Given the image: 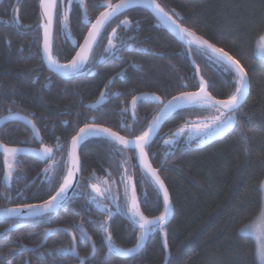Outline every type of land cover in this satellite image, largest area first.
I'll return each mask as SVG.
<instances>
[{"label": "trees", "instance_id": "16d2710c", "mask_svg": "<svg viewBox=\"0 0 264 264\" xmlns=\"http://www.w3.org/2000/svg\"><path fill=\"white\" fill-rule=\"evenodd\" d=\"M102 2L84 0V6L74 2L66 28L56 19L52 54L60 64L76 56L91 25L106 9ZM157 3L182 28L223 48L244 65L251 88L238 112L240 126L205 145L198 140L165 144L184 124L213 120L219 113L195 107L179 110L167 121L146 154L168 188L174 217L164 232L150 233L148 243L138 253L128 257L109 251L100 224L107 221L113 244L123 248L135 246L141 234L138 225L117 212L111 200L100 198L113 212L109 219L86 195H77L52 218L28 220L10 232L7 230L15 220L0 219V234H5L0 238V264L9 260L12 264H79L80 257L86 258L85 264H166L168 253L171 264H259L255 240L241 229L264 206V60L256 55L258 39L264 34V0ZM62 9L60 0L57 15L61 20ZM125 19L131 21L130 28L121 23ZM41 23L40 0H5L0 5V118L12 109L27 116L39 135L37 138L32 127L20 120L0 128V145L27 150L18 155L15 165L19 182L14 180L10 186L4 182L7 167L0 152V210L40 204L55 195L70 170L71 143L81 128L101 126L136 140L149 130L164 103L182 93L200 91L185 46L143 8L115 17L91 53L92 71L68 79L57 77L45 65ZM109 39L115 49L108 47ZM122 42L131 47L122 48ZM191 49L203 79L211 82L209 95L226 100L235 90L232 76L220 72L196 46ZM144 95L160 99L141 98L131 107L134 98ZM249 117L251 130L246 123ZM44 148L52 149L50 159L36 155ZM80 157L82 178L76 192L88 193L91 185L108 182L124 206L125 188L130 202L135 185L140 213L148 219L164 213L162 192L141 166L136 152H117L111 142L94 138L82 145ZM45 168L51 175L58 172L52 189L45 179ZM20 192L23 196L17 195ZM76 225H82L83 238ZM46 230L51 234L45 235ZM21 244L29 248L39 245V251L18 253L15 250ZM73 244L79 256L57 253L39 259L40 252Z\"/></svg>", "mask_w": 264, "mask_h": 264}, {"label": "snow or ice", "instance_id": "6c2138e0", "mask_svg": "<svg viewBox=\"0 0 264 264\" xmlns=\"http://www.w3.org/2000/svg\"><path fill=\"white\" fill-rule=\"evenodd\" d=\"M68 2L69 4H71L72 0H68ZM77 3L84 6V0H77ZM40 4L43 9L42 23L40 27H42L44 30V56L55 71L65 76L80 74L84 71L91 72L92 66L89 63L90 55L93 50V45L97 43V38L100 36L101 29L104 28L105 25L110 22L113 18L118 17L120 14L124 13L125 10L134 8L136 6H142L145 8L153 9L159 20L166 24L182 40H186L189 46L195 44L201 56L206 57L208 61H211L212 65L217 67L220 72L232 76V82L235 85L234 92L226 100H215L205 92L206 87L211 82L205 81L203 77H201L200 91L185 92L179 96L173 97V99L168 101L167 103H164L159 116L154 119L153 124L149 127V130L138 136L136 138V142L130 139H126L125 137L120 136L115 132H111L107 128L86 126L85 128L80 129L77 136L73 137V152L75 151L77 146L83 143L85 140H88L92 137H100L106 141L111 142V146L114 151L123 153L124 149H128L130 146L134 145L135 147H138L140 149L141 154H143L144 146L148 143L150 133L160 123L161 119L169 115L170 113L175 112L177 109L189 104L201 106L206 105L215 109L216 112L219 113V115L211 121V124H206L203 128L197 129V131L199 132H204L207 135H219L221 133H224L227 129L232 128L233 126H240L238 120V112L242 104L244 103L246 97L250 94L251 88V81L248 71H246L244 65L241 64L240 60L235 59L233 56L229 55V53L224 51L223 48H217L215 45L209 43L202 37L195 36V33L189 31L188 29L181 28L180 25L177 24L176 20H174L172 16L169 15V13L166 12L159 3H157V0H119V2L115 4H113L111 0H103L102 6L105 7L107 10L102 12L97 21L91 25V30L89 31L88 36L84 41V45L80 48V51L76 53V56L67 64H60L53 57L51 43L54 16H56V19L58 21H60L62 27L66 28L68 24V14L67 12H65L63 14V19L61 20L60 16L55 13L57 0H40ZM86 12L87 9L85 7V13ZM180 19L182 20L183 18L180 17ZM16 23L18 29L22 32L23 26H20L18 21ZM121 23L129 28L131 27V21L127 19L121 21ZM262 28H264V25H262ZM112 34L113 36H115V29L112 30ZM108 47L110 49L116 48V45L113 43L112 39H109ZM121 47H131V45L127 44L126 42H122ZM256 47L259 50L257 54L264 55V34L259 37ZM188 51H192L191 47H189ZM109 83H111V81H109ZM101 95L103 96L105 94L102 93ZM137 99L141 98H134L133 106H135ZM154 99L159 101L160 98L154 97ZM8 113V116L0 118V125H3L5 121L12 119L24 121L26 124L32 127L34 133L36 134V137L39 138L38 130L36 129L35 124L31 120H29L27 116L20 115L18 112L13 113L12 109H8ZM246 123L249 125V130H251L252 122L250 117L248 118ZM182 131L183 129L178 130V132ZM165 143H172V141H165ZM57 147H59V145ZM0 151L4 153L5 164L7 167V170L4 175V182L6 186H10L14 180L16 182H19L20 176L15 174V165L19 163L17 159L18 155L23 153L24 149L0 145ZM51 153V148H44L42 151L37 152L36 155L41 158L50 159ZM73 166H76V162H73ZM150 170L152 171V174L155 177V181L158 187L160 189H163L164 213L159 217H156L155 219H148L137 210L138 205L134 191L129 202L127 187L125 188L124 194V206H121L117 202L118 198L112 193L111 188H105L103 191H101V189L96 185H91V191L88 193L73 191L72 196L86 195L91 203L95 204L97 208H100L107 213L109 219H111V217L113 216V212L111 209L108 208L106 204L101 201L100 198L103 197L105 200H111L113 203L116 204L117 212L126 214L129 217L131 223L134 225H138L141 229V234L137 239L135 246L124 249L114 246L113 237L111 235V232L108 230L107 221L102 222L100 224V228L104 232V240L108 245L109 251H115L122 256L131 257L132 254L138 253L141 250L142 246L148 239L150 233H155L158 230L164 232L165 225L167 223L168 213L171 208V201L169 199L168 191L164 187L163 180L160 179L159 175L156 173L155 170ZM50 171L51 170L49 168L44 169V172L46 174L45 179L48 183L49 188L52 189L55 187V181L58 176V172L56 173V175H51ZM74 174L75 173L73 171L69 170L67 175L63 179V183L55 192V195L51 196L50 199L44 201L43 203L26 204L23 205L22 208L14 207L4 208L0 210V218H16L15 222L7 231L10 232L12 228L17 227L19 224L25 223L28 220H48L56 215L57 209L65 208L72 199V196H70L69 194V190L73 188L72 179L74 177ZM17 195L23 196V193L20 192L17 193ZM156 195L158 197L159 192H157ZM75 227L79 229L83 238L85 232L82 225H76ZM50 234L51 230H46L45 235ZM4 235L5 234H0V238H2ZM72 239L73 241H75L76 237L73 236ZM92 243L94 244L95 242L93 241ZM39 247L40 246L37 245L34 248H29L27 245L21 244L15 251L18 253H22L24 251L38 252ZM165 247H167L166 241ZM57 253L61 255L73 253L79 256V253L76 251V248L73 244L69 245L67 248L64 249H52L49 250L47 253L40 252L39 259L43 260L46 256L56 255ZM257 256L261 264H264V242L259 243ZM85 259L86 258L84 257H80L79 264H85ZM165 259L167 260L168 258L165 257ZM8 264H12V260H9ZM25 264H27V261H25ZM169 264H171V262H169Z\"/></svg>", "mask_w": 264, "mask_h": 264}, {"label": "water", "instance_id": "95a60500", "mask_svg": "<svg viewBox=\"0 0 264 264\" xmlns=\"http://www.w3.org/2000/svg\"><path fill=\"white\" fill-rule=\"evenodd\" d=\"M4 1H5V0H0V5H1ZM59 1H60V0H57V6H56V9H55V13H56V14H57V11H58ZM134 8H143V9L147 10L148 12H150V13L154 16V18L157 20V22H158L163 28H165V29H166V30H167L172 36H174L177 40H179V41L185 46V48H186V50H187V52H188V55H189V59H190L192 65L194 66V68L196 69V72H197V75H198L199 81H201V77H202V75H201V71H200V69L198 68V66L196 65L195 61H194L192 51H191V52L188 51L189 47L196 46V45H191V46H189L186 40H182V39H181V38H180V37H179L174 31H172V30H171L166 24H164L162 21L159 20V18L157 17V15H156V13H155V11H154L153 9H151V8H145V7H142V6H136V7H134ZM131 9H132V8H131ZM106 10H107V9H105V11H106ZM127 10H129V9H127ZM125 11H126V10H125ZM42 12H43V9H42V7H41V20H42ZM99 17H100V16H99ZM99 17H98V18H99ZM113 19H114V18H113ZM113 19H112V20H113ZM112 20H111V21H112ZM96 21H97V20H96ZM96 21H95V22H96ZM111 21H110V22H111ZM110 22H108V23L105 25V27L101 29L100 36H101V34L103 33L104 29L107 27V25H108ZM55 25H56V16H54V18H53V25H52V42H53V38H54ZM180 27H181V26H180ZM181 28H182V27H181ZM90 30H91V29H90ZM42 31H43L42 55H43L45 65H46V67L48 68V70H49L50 72H52L53 74H55L57 77L62 78V79H68V78H71V77H74V76L78 75V74H76V75H68V76H65V75H63V74H61V73H58L57 71H55V70L51 67V65L48 63V61H47V59H46V57L44 56V53H43V46H44V30H43V28H42ZM87 36H88V34H87ZM87 36H86V38H87ZM100 36H99V37H100ZM195 36H196V35H195ZM99 37L97 38V41H98ZM86 38H85V39H86ZM84 41H85V40H84ZM84 41H83V43L81 44L80 48L84 45ZM95 45H96V44L93 45V49H94ZM51 47H52V43H51ZM80 48H79L78 52L80 51ZM92 51H93V50H92ZM90 56H91V55H90ZM198 92H199V91H198ZM205 92L209 95V92H208V86L206 87ZM209 96H210V95H209ZM248 96H249V95H248ZM248 96L246 97L244 103L246 102ZM139 98H154V96L144 95V96H141V97H139ZM138 100H139V99H137L136 102H137ZM244 103L242 104V106L244 105ZM242 106H241V107H242ZM131 107H133V102H132V104H131ZM177 111H179V110H176L175 112H172V113H170L169 115H167V116H165L164 118H162L161 121H160V123H159V124L153 129V131L150 133L148 143L144 146V153H143V154H141L140 149H139L138 147H135L134 145H133V146H130L128 149H125V150H129V151H132V152H136V154H137V158H138V160H139L141 166L144 167V168L147 170V172L150 174V176L153 178L154 181H155V177L153 176L152 171H151L150 169H152V170H155V169L152 167L151 162H150V160H149V158H148V156H147V154H146V149H147L148 147H150V146L156 141V139L158 138V136H159L160 133L162 132V130H163L165 124L167 123V121H168V120H169V119H170V118H171V117H172ZM13 120H16V119H12V120L5 121V123L11 122V121H13ZM5 123H4V124H5ZM4 124H3V125H4ZM3 125H0V128H1ZM91 127L104 128V127H101V126H95V125H92ZM233 128H234V126H233L232 128L227 129L224 133H227V132L231 131ZM109 130H110V129H109ZM110 131H111V132H114V131H112V130H110ZM224 133H222V134H224ZM118 135H119V134H118ZM120 136H121V135H120ZM126 139H127V138H126ZM132 141L136 142V140H132ZM83 144H85V142H83V143H81L80 145H78L77 148L75 149V151L73 152V149H72V143H71V149H70V161H71V167H70V170L73 171L75 174H74V177H73V179H72V185H73V188L69 190V194H70V196H72L73 191L76 192V191L78 190L79 185H80V182H81V178H82V164H81L80 152H81V147H82ZM26 151H27V150H24V152H26ZM0 152H1L2 154H4L2 151H0ZM24 152H23V153H24ZM28 152H29V151H28ZM36 153H37V152H36ZM52 156H53V155H52V153H51V157H52ZM73 162H76V166H75V167L73 166ZM77 169H78V170H77ZM155 171H156V173H157V174L159 175V177H160V172L157 171V170H155ZM160 179L162 180L161 177H160ZM155 182H156V181H155ZM163 182H164V181H163ZM164 187H165V188L167 189V191H168V188H167V186H166L165 183H164ZM160 190H161L162 195H163V189H160ZM132 191L135 192V197L137 198L138 195H137V191H136V187H135V185L132 186ZM168 195H169V199H170V201H171V196H170L169 191H168ZM73 197H74V196H72V198H73ZM71 200H72V199H71ZM71 200H70V201H71ZM69 203H70V202H69ZM69 203H68V204H69ZM21 208H22V207H21ZM62 209H63V208L57 209V213H56V214H58ZM173 217H174V207H173V204H172V201H171V208H170V210H169L168 217H167V223H166L165 226H167V225L170 224V222L172 221ZM0 219H3V220H15L16 218H6V219H5V218H0ZM149 238H150V234H149L148 239L146 240V242H145L144 245L142 246V248H144V247L146 246V244L148 243ZM169 259H170V254L168 253V260H167V263H166V264L169 263Z\"/></svg>", "mask_w": 264, "mask_h": 264}, {"label": "rangeland", "instance_id": "374dc122", "mask_svg": "<svg viewBox=\"0 0 264 264\" xmlns=\"http://www.w3.org/2000/svg\"><path fill=\"white\" fill-rule=\"evenodd\" d=\"M77 0H72V3L69 4L68 0H61V5H62V10H63V14L65 12H67L68 14V18H69V11L71 10L73 3L76 2ZM259 52V50L256 48V55L257 57L261 58L264 60V55H258L257 53ZM198 108H203V109H213L211 107L208 106H200ZM211 119L209 120H201V121H194V122H190V123H186L184 124V126H182L180 129H183L182 132H178L176 131L172 138L167 140V141H172V143H165V144H173L174 142L177 141H182V140H186L188 142L190 141H194V140H198L199 143L201 145H205L210 143L211 141H213L214 139L218 138L221 134L219 135H207L204 132H199L197 131V129L203 128L206 124H211ZM99 185H97V187H99L101 189V191H103L105 188H111L112 193L117 197V192L115 187L108 182H104L101 181L98 183ZM262 191H263V199H264V183L262 184ZM119 201V198H118ZM117 201V202H118ZM114 206L116 208V204L114 203ZM264 206L262 208V211L260 212V214L248 225L244 226L241 229V233L242 234H247L249 236H251L255 242H256V246H257V250H258V245L261 242H264ZM115 247H118L116 245H114ZM123 248V247H120ZM127 249V248H124ZM114 253L120 255L119 253L113 251ZM258 258V256H257ZM259 264H261V262L258 259Z\"/></svg>", "mask_w": 264, "mask_h": 264}, {"label": "bare ground", "instance_id": "6f19581e", "mask_svg": "<svg viewBox=\"0 0 264 264\" xmlns=\"http://www.w3.org/2000/svg\"><path fill=\"white\" fill-rule=\"evenodd\" d=\"M194 38V37H193ZM193 45H195V44H193ZM201 105H191V104H189V105H185V106H183V107H181V108H179V109H177V110H183V109H191V108H195V107H200ZM87 140H85L84 142H86Z\"/></svg>", "mask_w": 264, "mask_h": 264}, {"label": "flooded vegetation", "instance_id": "af4514ba", "mask_svg": "<svg viewBox=\"0 0 264 264\" xmlns=\"http://www.w3.org/2000/svg\"><path fill=\"white\" fill-rule=\"evenodd\" d=\"M158 116H159V115H158ZM94 138H100V137H92V138L88 139L87 141H89V140H91V139H94ZM87 141H86V142H87Z\"/></svg>", "mask_w": 264, "mask_h": 264}]
</instances>
